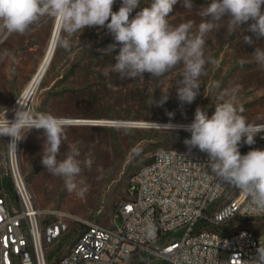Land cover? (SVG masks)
I'll use <instances>...</instances> for the list:
<instances>
[{
    "label": "rangeland",
    "instance_id": "rangeland-1",
    "mask_svg": "<svg viewBox=\"0 0 264 264\" xmlns=\"http://www.w3.org/2000/svg\"><path fill=\"white\" fill-rule=\"evenodd\" d=\"M210 2L192 0L193 8L188 10L181 0L173 7L168 18L170 24L178 26L192 21L191 31L195 34L203 19L199 15L201 7ZM149 3L150 0H141L129 18H134ZM120 6L121 0H116L112 10L118 11ZM54 22L51 17H43L24 35L0 32V114L7 109L6 116H10L18 107L17 101L46 54ZM220 23L226 25V21ZM250 23L231 35L223 27L206 35L205 58L210 57L215 63L205 65L199 94L191 104L182 103L176 92L182 79V65L159 78L149 73L135 80L120 79L118 73L104 75L103 69L115 63L119 51V45L111 55L100 51L115 43L106 27H86L81 34L70 38L68 50L57 46L28 108L79 119L66 126L67 140L61 145L58 159L63 158L69 143L79 142V159L90 157L93 163L91 168L81 165L80 178L86 181L88 191L79 197L69 193L63 179L52 177L42 165L43 130L33 129L21 140V169L37 205L47 213L48 221L59 211L72 218L65 237L50 248L48 262L68 252L83 222L112 224L118 203L130 195V177L151 159L156 149L188 147L184 141L191 134L166 125L192 123L197 107L211 117L221 97L230 99L234 89L235 103L243 108L247 122H264V67L251 58L256 47L264 48V37L257 38L247 31ZM244 36H251L253 43H244ZM5 51L7 56L3 55ZM163 91L168 93V99L158 106L155 101L161 99ZM5 158L6 145L0 138V159L4 162ZM5 184L16 198L8 176ZM232 194L230 189L228 196ZM116 215V224L121 225L122 216L118 212ZM229 226L233 230L253 231L264 247V218L237 217ZM123 264H161V261L135 254Z\"/></svg>",
    "mask_w": 264,
    "mask_h": 264
},
{
    "label": "clouds",
    "instance_id": "clouds-1",
    "mask_svg": "<svg viewBox=\"0 0 264 264\" xmlns=\"http://www.w3.org/2000/svg\"><path fill=\"white\" fill-rule=\"evenodd\" d=\"M116 0H0V32L24 35L41 18L51 17L57 23L61 38L58 45L68 50L70 38L82 33L86 27H106L115 43L100 50L103 55H111L119 45L115 63L103 69L104 75L118 73L120 79H143L144 73L159 78L170 70L182 65V79L177 87V96L182 103L191 104L200 90V77L205 74V65L215 63L205 58V37L208 33L225 28L228 35L239 30L249 21L247 31L257 38L264 37V0H211L201 7L203 18L197 32L192 33L193 22L187 21L172 26L169 16L173 7L181 0H150L130 19V14L141 0H121L118 11H113ZM185 9L193 8L192 0H183ZM227 17L225 20L224 18ZM226 21V25H221ZM246 44H252L251 36H244ZM7 56L5 51L3 54ZM252 60L264 67V48L256 47ZM243 63V62H242ZM234 89L230 99H223L215 105V111L208 116L197 107L194 120L185 127L191 133L184 143L191 150L198 148L208 156L207 167L215 177L238 187L250 199L253 211L264 212V150L253 149L242 155L241 142L255 143L254 137L264 131V125L247 122L242 115L243 108L235 103ZM160 106L168 99L163 91ZM154 101L152 100V103ZM14 109V119L6 116L7 109L0 114V137H11L8 145L16 150L17 142L26 138L33 129L43 130V151L41 163L52 177L63 179L66 190L83 197L88 185L80 178L83 164L91 168L90 157L79 159V142L67 145L63 158L61 145L67 140L66 126L69 121L49 112H37L18 103ZM169 115H173L169 113ZM168 128L171 125H166ZM80 178V179H78ZM243 264H264V248L257 249V255Z\"/></svg>",
    "mask_w": 264,
    "mask_h": 264
},
{
    "label": "built area",
    "instance_id": "built-area-1",
    "mask_svg": "<svg viewBox=\"0 0 264 264\" xmlns=\"http://www.w3.org/2000/svg\"><path fill=\"white\" fill-rule=\"evenodd\" d=\"M7 118L14 119V113ZM187 125L172 127L185 130ZM0 138L6 145V158L0 159V264H123L135 254L165 264H243L264 248L253 231L229 226L237 217L264 218V212L253 211L238 187L211 173L206 153L161 147L130 177V195L118 203L112 224L83 222L68 252L48 262L50 248L65 237L72 218L59 211L47 220L22 173L21 141L13 150L11 137ZM254 140L253 145L241 142L242 155L264 150V131Z\"/></svg>",
    "mask_w": 264,
    "mask_h": 264
},
{
    "label": "bare ground",
    "instance_id": "bare-ground-1",
    "mask_svg": "<svg viewBox=\"0 0 264 264\" xmlns=\"http://www.w3.org/2000/svg\"><path fill=\"white\" fill-rule=\"evenodd\" d=\"M61 33L59 30V27L57 25L56 22H54V27H53V31H52V35H51V39L49 41V45L46 51V54L41 62V64L39 65V67L37 68L36 72L33 74L32 78L30 79V81L28 82V84L26 85V87L24 88L22 95L18 101V103L22 106H29V103L33 97V95L35 94L36 90L38 89L39 85L41 84L49 66L50 63L54 57V54L56 52L57 46H58V40L60 39ZM18 105V104H17ZM68 121H76L79 119H69V118H65ZM185 124H191V123H185ZM177 124H172L171 126H175Z\"/></svg>",
    "mask_w": 264,
    "mask_h": 264
},
{
    "label": "trees",
    "instance_id": "trees-1",
    "mask_svg": "<svg viewBox=\"0 0 264 264\" xmlns=\"http://www.w3.org/2000/svg\"><path fill=\"white\" fill-rule=\"evenodd\" d=\"M185 132H187V133H189V134H191L190 132H188V131H185ZM139 255H141V256H145V257H149V256H147V255H142V254H139ZM134 256V255H133ZM132 257V256H131ZM130 257V258H131ZM161 264H165V263H161Z\"/></svg>",
    "mask_w": 264,
    "mask_h": 264
},
{
    "label": "water",
    "instance_id": "water-1",
    "mask_svg": "<svg viewBox=\"0 0 264 264\" xmlns=\"http://www.w3.org/2000/svg\"><path fill=\"white\" fill-rule=\"evenodd\" d=\"M72 122H74V121H71V120L69 121V123H72Z\"/></svg>",
    "mask_w": 264,
    "mask_h": 264
}]
</instances>
